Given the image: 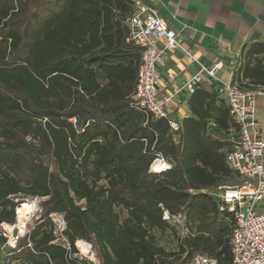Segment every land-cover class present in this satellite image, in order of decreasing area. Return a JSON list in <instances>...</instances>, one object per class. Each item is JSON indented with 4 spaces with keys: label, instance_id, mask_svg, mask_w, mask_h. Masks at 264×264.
Segmentation results:
<instances>
[{
    "label": "trees",
    "instance_id": "16d2710c",
    "mask_svg": "<svg viewBox=\"0 0 264 264\" xmlns=\"http://www.w3.org/2000/svg\"><path fill=\"white\" fill-rule=\"evenodd\" d=\"M132 12V0H0V223H15L26 197L41 209L14 246L0 228V264H94L77 240L96 264H172L196 252L231 263L233 221L212 194L236 178L225 162L228 108L213 85L199 86L175 144L164 118L132 107ZM242 50V76L264 86V43ZM154 152L171 168L149 171ZM164 210L184 215L176 251L155 236L177 227Z\"/></svg>",
    "mask_w": 264,
    "mask_h": 264
},
{
    "label": "built area",
    "instance_id": "2783aa9c",
    "mask_svg": "<svg viewBox=\"0 0 264 264\" xmlns=\"http://www.w3.org/2000/svg\"><path fill=\"white\" fill-rule=\"evenodd\" d=\"M132 1L133 12L126 19L128 40L139 48L140 61L130 105L142 112L146 119L164 118L173 135V142L177 144L181 124L172 119L170 113L180 89L162 92L158 87V64L163 54L180 50L197 65V71L182 82L181 87L187 94L191 95L199 87L204 74L214 82L216 93L224 100L232 122L227 134L229 146L225 152V162L237 181L219 185L212 191L218 202V211L228 214L233 221L229 240L230 264H264V139L259 137L255 128V103L264 95V86L249 85L247 79L242 82L223 81L218 75L222 66L220 61L209 66L201 63L189 48L183 46L177 33L167 25L153 5L142 0ZM209 125L212 128L216 126L212 121ZM153 155L149 171L161 173L171 168L172 162L161 153L154 152ZM21 205L23 203L15 209V223H0L7 244L10 225L14 226L17 221L24 228L25 218L20 219L18 214ZM162 218L176 225L184 221L182 213L171 215L166 210ZM23 234L22 231L13 235L14 243L9 245L14 246L17 238ZM189 264L223 263L210 255L196 252Z\"/></svg>",
    "mask_w": 264,
    "mask_h": 264
},
{
    "label": "crops",
    "instance_id": "0c3cea01",
    "mask_svg": "<svg viewBox=\"0 0 264 264\" xmlns=\"http://www.w3.org/2000/svg\"><path fill=\"white\" fill-rule=\"evenodd\" d=\"M142 1L156 8L183 46L201 63L209 66L220 61L218 75L223 81L247 79L241 73L242 49L246 43H264V0ZM158 71L160 91L180 89L170 117L181 124L183 118L190 115V95L182 89V82L197 71V65L180 50L166 52L158 64ZM212 85L215 88L214 82L204 74L199 86L210 89ZM255 128L264 139V95L255 103Z\"/></svg>",
    "mask_w": 264,
    "mask_h": 264
},
{
    "label": "rangeland",
    "instance_id": "374dc122",
    "mask_svg": "<svg viewBox=\"0 0 264 264\" xmlns=\"http://www.w3.org/2000/svg\"><path fill=\"white\" fill-rule=\"evenodd\" d=\"M237 180L234 177L228 178L224 181L223 184H233L235 183ZM17 201L20 199H16ZM19 203H23V205L19 206L20 209H25L27 208L28 204H31L30 202L33 203V207L31 209V211H29L26 215V218L23 221V226L24 228L21 226V222H17L14 226H9L10 228L8 229L9 235H8V243L9 244H13L14 243V238L16 233L19 234V232H25L26 231V227L28 223H31L35 218H37L40 214V199L37 197H26L21 201H18ZM125 212L123 211L122 214H124ZM50 217L52 219V221L54 222L55 226H56V242H60V243H64L66 244V241L64 239V237L61 235V231L64 228L65 224L63 221V218L60 214H50ZM186 233V227H185V223L183 221V223H181L180 225H177L176 229L174 230H166L165 232H158L155 231V236L157 238V242L159 245L163 246L166 250L168 251H176L177 250V243H178V237L182 236L183 234ZM83 241V240H82ZM79 242L80 241H76L75 242V246L78 250V255L82 256L83 258H86L90 261H92L94 264H96V257H95V252L93 250V248L91 247V245L88 242L83 241L86 245H87V251L86 253H83L80 250V246H79ZM172 264H189V259L187 258H180L176 261H173Z\"/></svg>",
    "mask_w": 264,
    "mask_h": 264
},
{
    "label": "bare ground",
    "instance_id": "6f19581e",
    "mask_svg": "<svg viewBox=\"0 0 264 264\" xmlns=\"http://www.w3.org/2000/svg\"><path fill=\"white\" fill-rule=\"evenodd\" d=\"M166 166H161V168H165ZM31 204H28L27 205V208L25 209H20V207H18V214H19V217L20 219L22 218H26V215L29 211H31L32 207H33V203L30 202ZM79 246H80V250L83 252V253H86L88 252L87 251V245L83 242V241H80L79 242Z\"/></svg>",
    "mask_w": 264,
    "mask_h": 264
}]
</instances>
